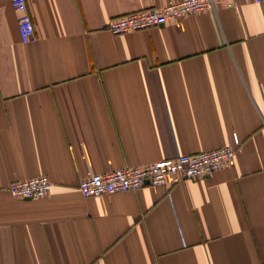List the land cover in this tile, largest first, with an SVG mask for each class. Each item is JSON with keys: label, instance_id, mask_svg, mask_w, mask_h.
I'll use <instances>...</instances> for the list:
<instances>
[{"label": "crops", "instance_id": "obj_1", "mask_svg": "<svg viewBox=\"0 0 264 264\" xmlns=\"http://www.w3.org/2000/svg\"><path fill=\"white\" fill-rule=\"evenodd\" d=\"M184 0H0V264H264V3L116 36ZM239 146H234V139ZM236 149L210 177L84 199L79 182ZM47 177L41 199L12 182Z\"/></svg>", "mask_w": 264, "mask_h": 264}, {"label": "built area", "instance_id": "obj_2", "mask_svg": "<svg viewBox=\"0 0 264 264\" xmlns=\"http://www.w3.org/2000/svg\"><path fill=\"white\" fill-rule=\"evenodd\" d=\"M260 5L264 0H184L170 3L161 9L139 11L109 21L105 29L120 36L141 30L164 26L172 21L186 17L215 13L220 5L232 7L236 3ZM11 7L18 14V33L22 44L35 41L33 24L26 0H10ZM234 146L239 141L234 139ZM234 147L219 148L195 155H179L143 167L117 169L109 173L95 174L79 182L78 190L84 199L110 196L128 191H138L149 187H163L168 178L174 176L178 181L210 177L217 171L229 168L234 163ZM52 184L45 176L12 182L8 186L12 197L20 200H34L46 197Z\"/></svg>", "mask_w": 264, "mask_h": 264}]
</instances>
